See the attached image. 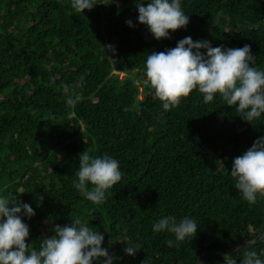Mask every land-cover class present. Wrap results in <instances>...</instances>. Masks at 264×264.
I'll return each instance as SVG.
<instances>
[{
  "label": "trees",
  "instance_id": "trees-1",
  "mask_svg": "<svg viewBox=\"0 0 264 264\" xmlns=\"http://www.w3.org/2000/svg\"><path fill=\"white\" fill-rule=\"evenodd\" d=\"M93 2L76 13L69 0H0V195L34 209L22 218L26 245L38 249L53 225L77 216L103 235L101 246L120 258L114 264H196L203 250L223 254L257 236L264 195L249 204L229 172L264 136V113L248 123L218 94L205 104L195 90L165 112L154 89L134 79L146 78L149 53L186 36L213 47L248 44L253 66L264 70V0H181L187 26L160 40L137 22L135 0ZM82 151L120 163L122 178L103 204L72 187ZM165 215L195 218V236L165 246L171 234L151 230ZM130 242L141 245L134 256L123 252ZM261 250L264 236L229 255L239 262L244 251ZM199 264L223 257L204 253Z\"/></svg>",
  "mask_w": 264,
  "mask_h": 264
},
{
  "label": "clouds",
  "instance_id": "clouds-1",
  "mask_svg": "<svg viewBox=\"0 0 264 264\" xmlns=\"http://www.w3.org/2000/svg\"><path fill=\"white\" fill-rule=\"evenodd\" d=\"M76 13L91 10L93 0H69ZM136 20L146 26L151 36L160 40L169 39L170 31L183 29L189 16L181 7V0H135ZM125 24L133 27L131 19ZM115 52L114 46L103 47ZM201 49L204 51L201 52ZM255 57L248 44L239 48L211 46L210 41H193L186 36L175 47L160 52H151L145 60V84L154 89V95L167 112L181 103L193 90L201 94L203 103L212 102L218 94L225 105L235 106L239 117L248 123L259 119L264 113V70L253 65ZM55 82L50 77L48 86ZM68 91L69 86L64 85ZM71 105V97L67 99ZM234 180V189L249 204L255 203L258 195H264V136L257 138L241 155L234 157L229 172ZM72 187L83 197L103 204L122 178L119 161L111 155L92 156L88 151L78 154V169ZM23 193V192H22ZM35 214L29 203L16 196L0 195V264H114L120 258L102 247L103 235L89 226L88 220L79 216L66 225H53L52 235L42 238L39 248H29L25 241L29 226L22 218ZM195 218L187 215L177 219L165 215L153 221V233L166 232L173 239L164 241L174 247L191 240L197 230ZM123 252L134 256L141 249L139 243L126 244ZM264 250L244 251L239 262L233 255L225 254L223 264H264ZM142 264H146L145 261Z\"/></svg>",
  "mask_w": 264,
  "mask_h": 264
},
{
  "label": "water",
  "instance_id": "water-1",
  "mask_svg": "<svg viewBox=\"0 0 264 264\" xmlns=\"http://www.w3.org/2000/svg\"><path fill=\"white\" fill-rule=\"evenodd\" d=\"M263 236H264V229H263V230H262L257 236H255L254 238L249 239V240H246V241H242V242L236 244L235 246H233L232 248H230L227 252H225V253H223V254H220V253H218V252H214V251H210V250H203V251L199 254V256H198V258H197V261H196V264H199V262H200V258H201V256H202L204 253H211V254H213V255H220V256L223 257L225 254L229 255L231 252L237 250L238 248H240V247H242V246H244V245H249V244H252V243H254V242L260 240Z\"/></svg>",
  "mask_w": 264,
  "mask_h": 264
},
{
  "label": "rangeland",
  "instance_id": "rangeland-1",
  "mask_svg": "<svg viewBox=\"0 0 264 264\" xmlns=\"http://www.w3.org/2000/svg\"><path fill=\"white\" fill-rule=\"evenodd\" d=\"M135 70H136V69H133L132 72H134ZM112 72H114V71H112ZM124 74H125V73L123 72V75H124ZM144 80H145V79H142L140 75L136 76L135 79H134V81H135L136 83H138V82H140V81H144Z\"/></svg>",
  "mask_w": 264,
  "mask_h": 264
},
{
  "label": "built area",
  "instance_id": "built-area-1",
  "mask_svg": "<svg viewBox=\"0 0 264 264\" xmlns=\"http://www.w3.org/2000/svg\"><path fill=\"white\" fill-rule=\"evenodd\" d=\"M114 72L115 73H118L119 74V77L123 76V72H120V71H118V72L114 71Z\"/></svg>",
  "mask_w": 264,
  "mask_h": 264
}]
</instances>
